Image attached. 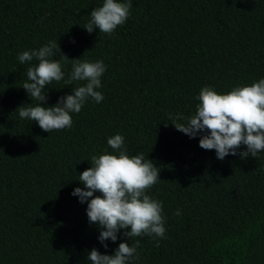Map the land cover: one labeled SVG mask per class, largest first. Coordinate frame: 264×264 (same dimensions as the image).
<instances>
[{"label": "trees", "instance_id": "1", "mask_svg": "<svg viewBox=\"0 0 264 264\" xmlns=\"http://www.w3.org/2000/svg\"><path fill=\"white\" fill-rule=\"evenodd\" d=\"M130 3L109 35L84 29L103 0H0V264H91L93 248L112 255L121 242L136 247L132 264H264V151L242 159L241 145L220 160L199 146L201 134L172 125L195 114L201 88L226 94L264 79V0ZM49 42L70 60L50 58L64 77L46 85L41 106L86 84L67 83L71 59L106 70L96 89L104 99L89 97L70 128L48 133L16 109L37 103L22 86L38 61L18 54ZM117 134L129 156L160 170L145 194L161 203L165 238L120 230L104 248L87 202L71 193L84 188L92 156L116 154L107 140Z\"/></svg>", "mask_w": 264, "mask_h": 264}, {"label": "clouds", "instance_id": "2", "mask_svg": "<svg viewBox=\"0 0 264 264\" xmlns=\"http://www.w3.org/2000/svg\"><path fill=\"white\" fill-rule=\"evenodd\" d=\"M131 6L130 0H103L102 6L91 10V19L84 29L89 34L98 29L110 35L117 26L125 23ZM56 51L61 53L58 43L49 42L38 50L18 54L21 64L34 58L38 61L35 66L27 68V80L22 86L31 101L37 103L35 106L32 103L18 106L16 110L21 119L36 122L48 133L70 128L71 113H79L89 97L97 103L104 99L96 89L101 87L100 78L106 66L102 61L88 62L78 58L71 59L72 69L67 83L86 81V84L59 97L53 106H41L47 104L46 85L64 77L59 61L50 59ZM197 99L199 104L194 115L185 118L177 114L174 117L175 120H187L186 124H172L178 131L189 138L201 134L199 146L215 150L220 160L229 154L237 155L241 145L246 146V150L239 153L242 159L255 158L264 151V79L251 85L237 86L226 94H217L205 86L200 89ZM107 144L116 154L105 152L92 156L91 167L79 174L84 188L77 187L71 193L79 198L80 203L87 202L89 223L97 224L101 229L98 240L107 248L104 242H115L120 230H124L123 235L127 238L143 235L165 238L161 203L145 194L156 184L160 170L143 154L129 156L124 149V137L119 134L110 137ZM96 192L100 195L94 196ZM179 214L177 211L176 215ZM86 258L91 264H132L138 256L135 246L121 242L112 255L101 254L93 248Z\"/></svg>", "mask_w": 264, "mask_h": 264}]
</instances>
